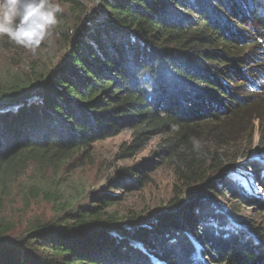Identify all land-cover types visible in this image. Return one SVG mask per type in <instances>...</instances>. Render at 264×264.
<instances>
[{
	"label": "trees",
	"instance_id": "obj_1",
	"mask_svg": "<svg viewBox=\"0 0 264 264\" xmlns=\"http://www.w3.org/2000/svg\"><path fill=\"white\" fill-rule=\"evenodd\" d=\"M63 1L79 15L89 11ZM257 2L101 0L94 16L78 15L63 32L67 45L52 71L0 81V102L20 103L0 110V168L25 156L89 150L131 130L119 154L135 156L161 137L153 155L173 164L187 188L146 222L124 223L106 211L117 201L108 193L94 197L99 204L63 202L64 214L33 220L19 239L1 233L0 264H156L154 257L203 264L204 252L214 263L264 264V226L237 207L264 202L222 173L241 160L264 189V164L250 158L256 132L264 146ZM154 166L151 157L124 168L116 184L140 188ZM229 197L235 203L226 207Z\"/></svg>",
	"mask_w": 264,
	"mask_h": 264
},
{
	"label": "rangeland",
	"instance_id": "obj_2",
	"mask_svg": "<svg viewBox=\"0 0 264 264\" xmlns=\"http://www.w3.org/2000/svg\"><path fill=\"white\" fill-rule=\"evenodd\" d=\"M78 1L89 8L87 14L79 15L63 0H50L60 6L61 12L58 13L57 23L48 29L49 35L45 41L34 51L0 34V81L14 73L32 79L41 70L47 72L55 68L67 45L63 32L67 27L72 28L78 15L83 21L94 16L101 0ZM256 5L261 11L264 10V0H258ZM262 76L257 80L259 86L264 82ZM257 92L264 94V88H257ZM258 133L250 158L264 164V146L259 150ZM131 138V130H124L117 136L96 142L89 150L73 151L67 155L49 153L43 158L25 156L0 168V234L6 233L3 235L5 239L15 241L24 234L33 220L46 222L64 214L61 211L59 213L57 208L61 203L99 204L94 197L104 193L117 197V201L108 205L106 211L122 218L124 223L129 222V216L146 222L149 216L160 212L171 199L177 194L181 195L180 192L187 188L177 182L173 164L153 155L161 137L152 139L135 156L123 158L119 154L120 146ZM151 157L155 166L145 169L147 179L140 188H126L116 184L122 175L121 170L139 167ZM241 162L222 173H231L247 191L264 202V189L257 184L258 177L242 169L239 165ZM225 202L226 207L235 203L230 197ZM238 206L247 217L264 226V208L256 205ZM203 255H198L203 264H219L205 256V252ZM153 260L156 264L167 263L157 257Z\"/></svg>",
	"mask_w": 264,
	"mask_h": 264
},
{
	"label": "clouds",
	"instance_id": "obj_3",
	"mask_svg": "<svg viewBox=\"0 0 264 264\" xmlns=\"http://www.w3.org/2000/svg\"><path fill=\"white\" fill-rule=\"evenodd\" d=\"M59 12L60 6L50 0H0V34L34 51L57 23ZM192 142L198 150L200 141L193 137Z\"/></svg>",
	"mask_w": 264,
	"mask_h": 264
},
{
	"label": "water",
	"instance_id": "obj_4",
	"mask_svg": "<svg viewBox=\"0 0 264 264\" xmlns=\"http://www.w3.org/2000/svg\"><path fill=\"white\" fill-rule=\"evenodd\" d=\"M20 103H14V102H0V110H8V109H12L15 108L19 105Z\"/></svg>",
	"mask_w": 264,
	"mask_h": 264
}]
</instances>
